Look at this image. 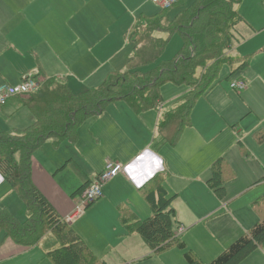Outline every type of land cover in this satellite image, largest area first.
<instances>
[{
	"label": "crops",
	"instance_id": "obj_1",
	"mask_svg": "<svg viewBox=\"0 0 264 264\" xmlns=\"http://www.w3.org/2000/svg\"><path fill=\"white\" fill-rule=\"evenodd\" d=\"M161 11L152 0H0V85L19 84L30 73H36L40 78L67 83L76 94L99 87L110 73H124L134 67V27L138 19L153 17ZM166 15L171 19L167 11ZM238 33L236 29L238 41L230 55L238 45L243 50L235 58L248 59L249 64L237 70L229 85L232 88L233 81L243 80L246 88L222 90L217 83L204 95L211 102L204 99L205 106L198 109L196 117L193 110V122L183 133L194 132L191 141L184 140V147L186 151H195L193 162L182 161V176L173 170L175 164L169 161V148L179 145L183 137L170 146L160 137L159 124L162 116L181 104L189 91L186 85L174 102L163 101L143 112L134 111L124 100L115 101L104 113L79 127L77 142L51 138L35 152L33 182L61 217L74 209L80 188L92 183L109 159L124 165V171L104 185V196L72 223L105 264H189L180 248L172 246L156 252L140 234L128 232L121 221V208L142 220L152 215L140 188L157 174L164 177L168 194L175 196V232L179 227L185 229L179 239L192 251L198 244L195 237H201L209 257L200 256L206 263L259 221L251 207L233 209L230 203L218 200L208 185L211 166L219 158L227 161L228 168L237 161L256 167L248 172L253 179L249 189L259 183L258 179H264V140L259 141L264 136V36L243 43L246 39L240 40ZM154 36L170 38L161 31ZM165 49L159 58L137 65L136 70L146 73L169 61L161 59ZM26 98L13 97L0 105V131L14 134L34 123ZM217 135L221 136L220 141L207 147L198 162V152L207 146L206 139ZM178 194L180 198L176 199ZM217 200L223 210H217ZM0 208H7L20 221L28 216L25 203L1 172ZM223 214H232L235 219L239 215L244 222L237 219L241 232L217 239L207 228L210 229V220ZM2 233L8 240L4 247L11 250L10 255L19 249L42 246L51 234L36 246L24 247ZM49 240V245L43 246V259L35 264L46 262L47 251L59 247L54 238ZM238 264H264V244L256 246Z\"/></svg>",
	"mask_w": 264,
	"mask_h": 264
},
{
	"label": "trees",
	"instance_id": "obj_2",
	"mask_svg": "<svg viewBox=\"0 0 264 264\" xmlns=\"http://www.w3.org/2000/svg\"><path fill=\"white\" fill-rule=\"evenodd\" d=\"M238 2L240 0H194L173 20L166 15L168 9H162L153 17L138 19L132 36L136 46L131 62L134 67L124 73H110L99 87L76 94L67 83L44 77L42 87L25 99L35 117L34 123L14 134L0 131V172L23 200L28 213L27 218L20 221L7 208H0V232L24 247L36 246L47 233L53 234L59 247L47 251L46 255L54 264H105L34 184L35 152L51 138L77 142L79 127L104 113L115 101H126L136 112L156 108L163 102L161 88L167 83L189 87L181 104L162 116L159 124L160 137L175 146L183 131L191 126L197 100L219 80L222 66L238 64L236 70H240L249 64L248 59L229 54L238 41L236 28L243 20L236 9ZM157 31L166 32L169 37L179 33L183 46L171 60L140 73L136 66L159 58L169 42V39L156 38ZM263 140L264 136L259 137V141ZM227 168L224 158L217 159L211 166L208 185L219 197L225 193ZM88 185H83L79 191ZM140 189L151 206L152 215L142 220L121 208V221L128 232L140 234L156 252L176 246L184 251L189 264H238L264 241L262 197L253 203L259 221L216 258L205 263L175 234L176 211L172 207L175 196L168 194L164 177L157 174Z\"/></svg>",
	"mask_w": 264,
	"mask_h": 264
},
{
	"label": "rangeland",
	"instance_id": "obj_3",
	"mask_svg": "<svg viewBox=\"0 0 264 264\" xmlns=\"http://www.w3.org/2000/svg\"><path fill=\"white\" fill-rule=\"evenodd\" d=\"M193 2L194 0H181L175 6L168 9L167 14L173 20L175 19V16L181 10L188 8L189 6L193 4ZM236 9L238 10L240 16L243 19L236 28L237 30H239V33L237 35L240 38L239 37L238 38L240 40L242 38L246 39L243 43L251 42L253 40H256L264 36V0H240V2H238V4L236 5ZM252 32H255V33H252ZM182 46H183L182 37L178 34L172 35L169 38V42L165 49V53L162 55L161 59H164V60L172 59L181 50ZM241 50L243 49L237 45L234 48V52L231 53V55L233 57H236L239 54V51ZM237 67H238V64H233L231 66L228 64H224L222 66L220 75L218 78L219 80L217 81L219 85V89L222 88V90L223 89L233 90L232 88H230L229 84L235 78L234 75L237 73V70H236ZM185 87H186L185 85L177 86L173 83H167L164 86V89L163 90L161 89L163 101H165L166 104L170 102H174L175 100L178 99L181 93L185 90ZM25 97H29V96H25ZM204 99H206L208 102H211L208 98H206V96L199 97L195 105V108H194L195 109L194 117H196V113L198 109L205 106ZM191 115H193V111ZM191 121L193 122L192 117H191ZM183 134L184 135L181 136V138L182 137L183 138L180 144L177 145L176 147L169 148V157H170L169 161L171 160V163L175 164V167L173 170L174 172H177L180 176H182L183 172L185 171V165H183L182 161L187 162V163L193 162V153L195 151V149L186 151L184 147V140L186 139L187 142L191 141L194 137V132L192 130L185 131ZM220 138L221 136L217 135L209 139L208 138L206 139V141L208 142L207 146H204V150L202 152H198V156H197L198 162L203 158V152L207 150V147L209 146L211 147L217 142H219ZM226 157L228 158V156ZM255 168H256L255 166H250L246 163L238 162V161L236 162L235 166H232V164H230L229 168H227V171L224 174L226 178L225 186H224L225 193L223 194V197H219L216 194L217 199L230 203L233 209L239 208V209L244 210V209H249L251 207L254 214L258 216L257 211L253 209V203L257 201L258 199L264 197V195H261L262 192H264V181H263L264 179H261L262 178L261 177L260 179H258L259 183L249 189V185L251 184L253 179L250 175H248V172L249 170H253ZM171 172L173 171L171 170ZM176 185H179V184L178 183L175 184V187ZM177 188L178 190L180 189V187H177ZM172 193L173 192H170V194ZM178 198H180L179 194L176 197V199ZM218 200H217V210H219L220 207L223 210L221 203ZM90 206L88 208H90ZM237 219L240 221V223L244 222L243 219H241V216L239 215L237 216ZM237 219H235V216L232 214L230 216H228L227 214H223V215H220L214 218L213 220H210V225H209L210 229L209 228L207 229L212 235H215L217 239L218 238L223 239V237H230L236 234L237 231L239 232L241 229L239 225L240 223H238ZM218 220L219 222H217ZM48 234L50 233H47L46 236H48ZM50 237L56 240L54 235L50 234L47 237V240L45 242H42V246L37 247V248H32V249H21V250L19 249L15 254L10 255L11 250L9 251L8 249L4 247L7 244L8 240H6V238L4 237V234L0 232V264H35L37 263L40 259H43V251L45 249L43 246L49 245V243L51 242L49 240ZM195 238L197 239L198 244H195L193 246L194 247L193 252H195L202 261H204L201 256L205 258L209 257V255L205 253L206 243L201 242V240H203L201 237L198 238L197 236ZM57 244L59 245L58 242ZM263 244H264V241H262V245ZM45 261L46 262H41V263L42 264H53V262L49 259H45Z\"/></svg>",
	"mask_w": 264,
	"mask_h": 264
},
{
	"label": "built area",
	"instance_id": "obj_4",
	"mask_svg": "<svg viewBox=\"0 0 264 264\" xmlns=\"http://www.w3.org/2000/svg\"><path fill=\"white\" fill-rule=\"evenodd\" d=\"M152 1L158 4L162 9H170L179 2V0ZM42 79L43 78H40L36 73H30L28 76L24 77L19 84H1L0 105H5L8 100L13 97L29 96L37 92L42 87ZM231 87L240 91L246 88V82L243 80H236L231 83ZM123 171L124 165L121 162L109 159L102 173L79 193V198L74 209L64 217V220L72 224L79 219L90 205L96 203L104 196V185ZM184 230L183 227H179L175 234L179 236Z\"/></svg>",
	"mask_w": 264,
	"mask_h": 264
}]
</instances>
